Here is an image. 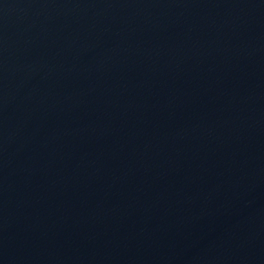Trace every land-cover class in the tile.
<instances>
[{"label": "water", "instance_id": "95a60500", "mask_svg": "<svg viewBox=\"0 0 264 264\" xmlns=\"http://www.w3.org/2000/svg\"><path fill=\"white\" fill-rule=\"evenodd\" d=\"M0 264H264V0H0Z\"/></svg>", "mask_w": 264, "mask_h": 264}]
</instances>
